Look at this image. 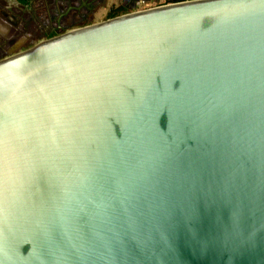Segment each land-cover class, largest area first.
Listing matches in <instances>:
<instances>
[{"label":"water","instance_id":"95a60500","mask_svg":"<svg viewBox=\"0 0 264 264\" xmlns=\"http://www.w3.org/2000/svg\"><path fill=\"white\" fill-rule=\"evenodd\" d=\"M0 264H264V0L0 59Z\"/></svg>","mask_w":264,"mask_h":264},{"label":"flooded vegetation","instance_id":"af4514ba","mask_svg":"<svg viewBox=\"0 0 264 264\" xmlns=\"http://www.w3.org/2000/svg\"><path fill=\"white\" fill-rule=\"evenodd\" d=\"M105 4L104 0H54L52 2L18 0V4L13 9L22 15L27 14L28 17L21 19L18 23L12 19L15 25L12 34L10 33L12 38L6 37L0 41V59L28 49L42 39L91 24L90 21L100 9L104 8ZM117 7L124 8L126 10L124 13L133 9L127 3L121 6H110L107 16L111 9ZM19 40L26 42V46L21 47V50H17L15 46Z\"/></svg>","mask_w":264,"mask_h":264},{"label":"crops","instance_id":"0c3cea01","mask_svg":"<svg viewBox=\"0 0 264 264\" xmlns=\"http://www.w3.org/2000/svg\"><path fill=\"white\" fill-rule=\"evenodd\" d=\"M52 2L54 0H35V2ZM105 5L107 6H121L123 4H128L130 7H139V6H151L154 5L158 0H104ZM165 1V0H164ZM18 4V0H0V41L4 40L6 37L9 39L12 38V29L15 23L19 22L21 19L28 17L27 14L22 15L18 11H15L13 8ZM103 9V8H102ZM99 12V11H98ZM98 16V13L96 14ZM13 19V20H12ZM11 33V34H10ZM26 42L19 40L15 44L17 50H21V47L26 46Z\"/></svg>","mask_w":264,"mask_h":264},{"label":"rangeland","instance_id":"374dc122","mask_svg":"<svg viewBox=\"0 0 264 264\" xmlns=\"http://www.w3.org/2000/svg\"><path fill=\"white\" fill-rule=\"evenodd\" d=\"M167 2V0H165ZM164 0H158L154 5L151 6H139V7H133V9H130L132 11H136V10H142V9H148L151 7H155V6H159L161 4L165 3ZM110 6H107L106 8L100 9V11L98 12V16H95L90 22L91 24L93 23H98L101 21H105L107 20V13H108V9Z\"/></svg>","mask_w":264,"mask_h":264},{"label":"trees","instance_id":"16d2710c","mask_svg":"<svg viewBox=\"0 0 264 264\" xmlns=\"http://www.w3.org/2000/svg\"><path fill=\"white\" fill-rule=\"evenodd\" d=\"M174 1H181V0H167V2L165 1V3H168V2H174ZM126 10L124 8H120V7H117L115 9H111L109 15H108V18H112V17H115L117 16L118 14L120 13H124ZM128 12V11H127Z\"/></svg>","mask_w":264,"mask_h":264}]
</instances>
